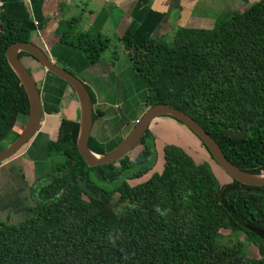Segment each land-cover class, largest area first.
I'll list each match as a JSON object with an SVG mask.
<instances>
[{
	"label": "trees",
	"instance_id": "1",
	"mask_svg": "<svg viewBox=\"0 0 264 264\" xmlns=\"http://www.w3.org/2000/svg\"><path fill=\"white\" fill-rule=\"evenodd\" d=\"M67 24L57 42L81 50L89 64L99 61L112 39L76 33L75 19ZM135 32L131 24L118 40L145 89L136 120L147 107L168 104L202 126L232 164L264 173V0L209 29L182 27L170 42L161 34L136 43ZM30 37L16 19L0 24V142L28 112L5 50ZM23 57L34 59L18 53ZM57 106L43 102V112ZM77 132L75 121H60L56 139L46 144L50 160L42 183L30 188V203L18 216L0 219V264H264V240L245 227L264 231V186L220 183L209 161L196 162L173 143L163 147L161 170L132 185L155 164L149 130L133 162L126 155L95 167L80 157ZM13 134L12 141L18 136ZM87 144L98 155L116 146L107 150L92 137ZM222 229L231 234L228 244ZM237 231L256 245V261L247 259Z\"/></svg>",
	"mask_w": 264,
	"mask_h": 264
},
{
	"label": "crops",
	"instance_id": "2",
	"mask_svg": "<svg viewBox=\"0 0 264 264\" xmlns=\"http://www.w3.org/2000/svg\"><path fill=\"white\" fill-rule=\"evenodd\" d=\"M258 1L0 0V24H4L10 19L19 21L22 27L31 31V43L40 47L53 63L67 69L84 82L95 99L94 109L102 112L92 123L90 137L107 145L112 141L122 140L127 135L132 127L128 131L126 129L138 117L139 110L143 107L142 98L140 106L138 104L133 107L130 104L129 99L133 94H122L126 79H119V82L116 79V72H118L116 67L120 65L115 53L117 44L122 56H127L126 50L118 38L131 24L136 25L135 42L141 43L147 38L158 37L161 34L168 37V33H170L173 36L175 31L182 27L209 29L218 19L233 12H242ZM72 19L76 20V33L92 36L102 35L111 38V43L116 41L117 44H113L114 49L110 55L101 56L99 61L89 64L81 50L59 44L57 42L59 34L67 28V23ZM75 36L76 34H73V38ZM22 59L26 65L28 64V68L25 63L24 67L30 73L32 80L34 81L36 78L39 81L40 88L38 87V89L44 100L49 98L41 88L42 83L45 85L46 81L48 92L53 93L50 96L53 102L58 101L61 97L67 99L69 95L72 96V99L70 108L67 113H64L63 118L54 117L53 123L50 124L42 121L37 134L13 158L0 164V219L18 216L30 203L29 184L26 182L25 176H31L34 181L44 173L43 158L46 144L49 140L52 141L57 137L60 120L67 119L77 122L79 119L78 102L72 89L67 85L53 81L52 76L35 59L29 57ZM127 70L130 76L132 74L137 77L131 68L130 61L125 68V71ZM112 79L113 82H111ZM138 88L145 95L143 85ZM130 105L132 109H129ZM119 107L122 111L117 110ZM172 121L174 124H178L175 120ZM17 123L15 124H21V129L13 130L16 134L22 130L25 116H19ZM53 133L55 138L51 139ZM39 134H41L43 149L41 152L39 150L30 152L32 141ZM180 135L181 142L190 140V137H187L184 132L180 131ZM168 143L176 144L175 142ZM176 145L184 149L183 144ZM41 158L43 162H41Z\"/></svg>",
	"mask_w": 264,
	"mask_h": 264
},
{
	"label": "water",
	"instance_id": "3",
	"mask_svg": "<svg viewBox=\"0 0 264 264\" xmlns=\"http://www.w3.org/2000/svg\"><path fill=\"white\" fill-rule=\"evenodd\" d=\"M20 52L33 57L48 73L68 84L75 94L79 107L76 149L88 167L109 165L119 161L140 142L154 119L161 116H168L185 127L204 145L214 163L231 180L245 186H264V173H251L232 164L225 157L219 144L191 116L164 103H157L147 107L127 135L113 149L101 155L93 153L87 144L92 127L93 114V106L88 88L73 73L53 63L40 47L31 42H15L8 45L5 50L6 61L19 79L27 96L28 112L21 132L13 142L0 150V163L8 160L34 136L39 127L42 115V97L30 73L18 58V53ZM245 227L252 234L264 240L263 230L251 225H246Z\"/></svg>",
	"mask_w": 264,
	"mask_h": 264
},
{
	"label": "rangeland",
	"instance_id": "4",
	"mask_svg": "<svg viewBox=\"0 0 264 264\" xmlns=\"http://www.w3.org/2000/svg\"><path fill=\"white\" fill-rule=\"evenodd\" d=\"M172 38V35L170 33H168V37L163 36V40L166 42H170ZM113 44H117L116 41H113L111 43V45L106 48L104 51L101 52V56L107 57L108 55H110V53L112 52V50L114 49V45ZM119 45L117 44L115 53L117 54L118 60L120 61V65H118L117 68V75H116V79L117 82H119V79H126V83L125 85H123L122 88V94L123 95H129V94H133L130 97V104L134 107V106H140V99H143V95L144 92H140L138 87H142V83L141 81L137 78L130 76L129 71H125L126 66L128 65V59L127 56H122L120 50H119ZM23 61V60H22ZM25 63V61H24ZM127 64V65H126ZM26 65V63H25ZM26 67L28 68V64L26 65ZM50 74V73H49ZM52 76V80L55 81L56 83L59 84H63V82L59 79H57L55 76H53L52 74H50ZM76 76V75H75ZM77 77V76H76ZM114 80L112 79L111 82H113ZM34 82L37 86V88H40V83L39 81L35 78ZM45 83V82H44ZM47 81L45 83V85H43L41 88L44 89V93L45 95L49 96V98L44 100V103H47L48 106H52L53 100L50 99V96L53 93L48 92L47 90ZM131 85V87H130ZM71 99L72 96L69 95L67 99H63L62 97L57 101V108L54 112H52L51 114H42L41 115V124L42 121H46L47 124H50L51 122L53 123L54 121V117H64V113L68 112V109L70 108L71 105ZM63 100V101H62ZM136 103V104H135ZM129 106V109H132V106ZM42 109H43V103H42ZM119 111H122V109L119 107V109H117ZM42 116H43V120H42ZM22 117V116H21ZM174 121H172V119L169 118H157L156 120L152 121V123L149 125L148 129L154 138V150H155V164L153 166V169L151 168L150 170H148L146 173H144V176L140 179L137 180H132L130 182V184L135 185L138 184L141 181H144L145 179H147L148 177H150L151 174H153L154 172H159L163 166V162H162V147L165 143L168 142H175L176 144H180L182 146H184V149L188 152V154L194 159V161L199 162L201 160H207L209 161L212 169L214 170L217 178L219 179L220 183H228L230 182V178L213 162L211 161L204 149L199 145V141L192 136V134L185 128L183 127L181 124H174ZM17 123V120H16ZM18 124V123H17ZM15 124L13 126V130H16L18 128L21 129V124L17 125ZM40 124V125H41ZM17 125V126H16ZM180 131L184 132L185 135L187 137H190V140L188 142H181L182 138L180 135ZM41 134L37 135L36 138L32 141V145H31V149L30 152H36L39 150V152L42 151L43 149V143H42V138L40 136ZM185 136V137H186ZM14 138V134L13 132L9 133L6 137L5 140H2L0 142V148H3L5 146H7L9 144V142L12 141V139ZM55 138V134L53 133L51 135V139ZM121 140V139H120ZM120 140H116V141H112L111 143L107 144L106 149H110L112 147H114L116 144L119 143ZM105 144V143H104ZM24 145L21 147L23 148ZM139 151V148H135L132 152H130L129 157L131 159V161L133 162V158L135 156V154ZM43 156V153H42ZM40 160V157H39ZM42 161V158H41ZM26 182L30 185L32 183H34L33 179L31 178V176H25ZM38 182V180L36 181ZM221 236H223L222 239V243L228 244L229 243V239H231V234L228 230L222 229L220 231ZM235 236L238 237L240 240H242L244 242V250L247 256V259L251 262H254L258 259V251H257V247L255 244L251 243L247 238H246V234L242 231H237L235 233Z\"/></svg>",
	"mask_w": 264,
	"mask_h": 264
},
{
	"label": "flooded vegetation",
	"instance_id": "5",
	"mask_svg": "<svg viewBox=\"0 0 264 264\" xmlns=\"http://www.w3.org/2000/svg\"><path fill=\"white\" fill-rule=\"evenodd\" d=\"M19 60H20V59H19ZM20 61H21V63L24 65V61H22V60H20ZM24 66H25V65H24ZM57 79H58V78H57ZM59 80H60V79H59ZM61 81H62V80H61ZM63 82H64V81H63ZM82 82H83V81H82ZM64 83H65V82H64ZM83 83H84V82H83ZM65 84H66V83H65ZM66 85L69 86L68 84H66ZM69 87H70V86H69ZM88 91H89V90H88ZM39 92H40V90H39ZM89 94H90V97H91L92 95H91L90 92H89ZM40 95H41V97H42V103H43V102H44L43 96H42L41 93H40ZM91 101H92V99H91ZM42 103H41V104H42ZM94 103H95V99H94V102L92 103V106H93L92 123L96 120L97 115H99V114H97L96 112H101V111H99L98 109H94ZM145 110H146V109H145ZM145 110H144V111H145ZM144 111H143V112H144ZM43 113H44V112H43V109H42V114H43ZM45 114H46V113H45ZM26 115H27V114H26ZM26 115H25V120H26ZM141 115H142V114H141ZM141 115H140V116H141ZM161 117H167V118H168V116H161ZM158 118H159V117H158ZM61 120H62V119H61ZM61 120H60V121H61ZM135 122H136V119L133 121V123H130V124H133V125H134ZM59 123H60V122H59ZM76 123L78 124V121H77ZM40 124H41V120H40ZM40 124H39V126H40ZM133 125H132V127H133ZM23 126H24V124H23ZM22 129H23V127H22ZM38 129H39V127H38ZM38 129H37L36 133L34 134V136L37 134ZM146 131H147V130H146ZM20 132H21V130H20ZM20 132H19V133H20ZM19 133H18V134H19ZM34 136H33V137H34ZM33 137H32V138H33ZM89 137H90V136H89ZM32 138H31V139H32ZM142 138H143V137H142ZM142 138H141V139H142ZM31 139H30V140H31ZM55 139H56V138H55ZM55 139H54V140H55ZM30 140H29V141H30ZM54 140H52V141H54ZM13 141H14V140H13ZM13 141H11V142H13ZM29 141H28V142H29ZM49 141H50V140H49ZM11 142H9V144H10ZM28 142H27V143H28ZM27 143H26V144H27ZM9 144H8V145H9ZM26 144H25V145H26ZM8 145H7V146H8ZM25 145H24V146H25ZM116 145H117V144H116ZM138 145H139V143H138V144H137V145H136V146H135L130 152H132V151H133ZM164 145H165V144H164ZM164 145H163V147H164ZM7 146H5V147H7ZM5 147H3V148H5ZM163 147H162V162H163ZM3 148H1V149H3ZM1 149H0V150H1ZM21 149H22V148H20L18 151H16L15 154H13L8 160H10L11 158H13V156L16 155ZM130 152H129L127 155H129ZM48 160H50V158H48V157L46 156V150H45V154H44V158H43V161H44V170L48 167V166H47V165H48ZM6 161H7V160L1 162L0 164L4 163V162H6ZM43 161H41V162H43ZM114 163H115V162H114ZM111 164H113V163H111ZM109 165H110V164H109ZM152 169H153V168H152ZM44 176H45V175H44V173H43V174H41V176H40L39 178H37L36 180H34V183H32V184L29 185V191H30V188H31L32 185H36V184H38V183H42V181H43L42 178H43ZM142 177H143V176H142ZM142 177H141V178H142ZM37 180H38V182H36Z\"/></svg>",
	"mask_w": 264,
	"mask_h": 264
}]
</instances>
